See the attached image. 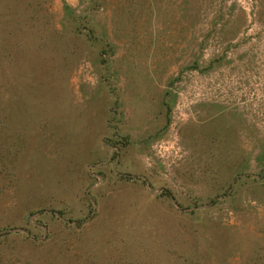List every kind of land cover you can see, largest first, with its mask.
Listing matches in <instances>:
<instances>
[{"label": "rangeland", "instance_id": "374dc122", "mask_svg": "<svg viewBox=\"0 0 264 264\" xmlns=\"http://www.w3.org/2000/svg\"><path fill=\"white\" fill-rule=\"evenodd\" d=\"M0 231V264H264V0H0Z\"/></svg>", "mask_w": 264, "mask_h": 264}, {"label": "water", "instance_id": "95a60500", "mask_svg": "<svg viewBox=\"0 0 264 264\" xmlns=\"http://www.w3.org/2000/svg\"><path fill=\"white\" fill-rule=\"evenodd\" d=\"M112 155V154H111ZM171 197V199H172V201H173V203L176 205V206H179V204L174 200V198H173V196H170ZM222 196H218V197H216L214 200H212L210 203H208L207 205H203V206H200V207H190V208H188L187 210H189V211H191V210H193V209H195V208H204V207H207L208 205H210L211 203H213L215 200H217V199H219V198H221ZM94 206H95V203H94ZM94 210H95V208H94ZM37 213H39V212H37ZM56 213V212H55ZM3 231H5V230H3ZM3 231H0V232H3ZM24 232H26V230H23ZM27 233V232H26Z\"/></svg>", "mask_w": 264, "mask_h": 264}, {"label": "trees", "instance_id": "16d2710c", "mask_svg": "<svg viewBox=\"0 0 264 264\" xmlns=\"http://www.w3.org/2000/svg\"><path fill=\"white\" fill-rule=\"evenodd\" d=\"M59 214H61V216H63L65 214L64 210H58ZM195 211H192L191 213L193 214ZM31 225L30 222H26L25 225L22 227L24 228V230H26V232L30 233L32 232L31 228L29 227ZM81 223H77L76 226H80ZM6 235V234H1V236ZM26 236V235H25Z\"/></svg>", "mask_w": 264, "mask_h": 264}]
</instances>
